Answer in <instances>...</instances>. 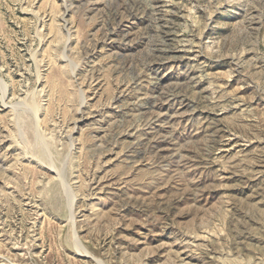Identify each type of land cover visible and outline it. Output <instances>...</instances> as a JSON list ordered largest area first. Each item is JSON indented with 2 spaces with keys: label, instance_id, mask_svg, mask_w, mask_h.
Wrapping results in <instances>:
<instances>
[{
  "label": "rangeland",
  "instance_id": "374dc122",
  "mask_svg": "<svg viewBox=\"0 0 264 264\" xmlns=\"http://www.w3.org/2000/svg\"><path fill=\"white\" fill-rule=\"evenodd\" d=\"M0 264H264V0H0Z\"/></svg>",
  "mask_w": 264,
  "mask_h": 264
},
{
  "label": "bare ground",
  "instance_id": "6f19581e",
  "mask_svg": "<svg viewBox=\"0 0 264 264\" xmlns=\"http://www.w3.org/2000/svg\"><path fill=\"white\" fill-rule=\"evenodd\" d=\"M70 199H71V198H70ZM70 199H69V200H70ZM71 205H72V204H71ZM70 211H71V210H70ZM70 211H69V212H70ZM71 218H72V217H71ZM73 238H74V236H73ZM76 247H77V246H76ZM77 248H78V247H77Z\"/></svg>",
  "mask_w": 264,
  "mask_h": 264
}]
</instances>
